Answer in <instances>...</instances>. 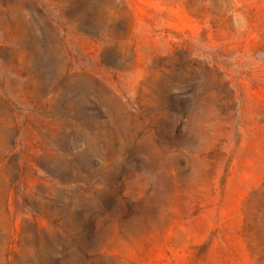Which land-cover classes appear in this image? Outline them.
Masks as SVG:
<instances>
[{
	"label": "rangeland",
	"instance_id": "1",
	"mask_svg": "<svg viewBox=\"0 0 264 264\" xmlns=\"http://www.w3.org/2000/svg\"><path fill=\"white\" fill-rule=\"evenodd\" d=\"M0 264H264V0H0Z\"/></svg>",
	"mask_w": 264,
	"mask_h": 264
}]
</instances>
